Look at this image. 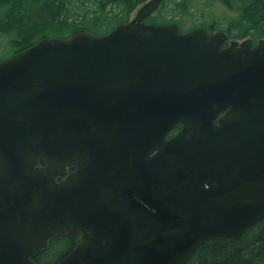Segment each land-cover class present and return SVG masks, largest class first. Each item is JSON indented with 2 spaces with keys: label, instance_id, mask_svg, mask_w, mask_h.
<instances>
[{
  "label": "water",
  "instance_id": "obj_1",
  "mask_svg": "<svg viewBox=\"0 0 264 264\" xmlns=\"http://www.w3.org/2000/svg\"><path fill=\"white\" fill-rule=\"evenodd\" d=\"M163 1L0 62V264L76 232L56 264H185L264 217V38L146 22Z\"/></svg>",
  "mask_w": 264,
  "mask_h": 264
},
{
  "label": "trees",
  "instance_id": "obj_2",
  "mask_svg": "<svg viewBox=\"0 0 264 264\" xmlns=\"http://www.w3.org/2000/svg\"><path fill=\"white\" fill-rule=\"evenodd\" d=\"M144 1L112 0L114 6L110 12L114 16L109 22L113 23L112 28L125 23L129 12ZM179 1L173 4L183 15H191L190 8H196L198 4L212 12L190 28L199 27L207 33L223 31L235 39L250 36L253 43L264 38V0ZM105 2L109 0H0V46L9 47L0 52V62L41 38L64 36L69 31L86 28L90 21L84 18L86 12L95 7L101 9ZM169 2L172 0L164 1L159 11L146 22L176 23L182 29L181 18L178 20L174 13H166ZM116 16H119L117 21ZM178 129L180 125L173 132ZM79 241L77 232L56 236L33 260L37 264H56ZM185 264H264V217L233 242L213 240L201 244Z\"/></svg>",
  "mask_w": 264,
  "mask_h": 264
},
{
  "label": "rangeland",
  "instance_id": "obj_3",
  "mask_svg": "<svg viewBox=\"0 0 264 264\" xmlns=\"http://www.w3.org/2000/svg\"><path fill=\"white\" fill-rule=\"evenodd\" d=\"M173 2L175 3V2H180V1L179 0H172V2H169L168 6H167L166 13H169V14L174 13L175 19L179 20L181 18L180 22H181V26H182L183 31L190 29V27H192V26H194V24L198 23L201 18H208L210 16V14H212V12L209 9H207L203 4H198V6L196 8L195 7L190 8L191 9L190 11L192 12L191 15L190 14L183 15L180 9L175 8V5L173 4ZM140 4H138L134 9H132L129 12L127 20L134 17L136 9L140 6ZM192 4H193V1H191V5ZM113 6H114V4H113L112 0H109V2H107L103 7H101V9H99L100 14H95V12H97V10L93 9V8L91 9L92 11L91 10L87 11L86 13H89V12L91 13L87 18H90V16H94V14L96 16H99L95 22L89 21L88 26H93L94 28L100 29V30L104 29L105 25L102 23L110 24L109 22L111 21V18L114 16L110 12V10ZM116 9H117V5H116ZM228 36L230 39H234L238 42H240L242 39H244V38L235 39L230 34H228ZM245 38H251V37L247 36ZM2 47L0 46V52L1 53H2V51L9 50V47H5V46L3 48ZM52 259L53 258H51L50 260H52Z\"/></svg>",
  "mask_w": 264,
  "mask_h": 264
},
{
  "label": "flooded vegetation",
  "instance_id": "obj_4",
  "mask_svg": "<svg viewBox=\"0 0 264 264\" xmlns=\"http://www.w3.org/2000/svg\"><path fill=\"white\" fill-rule=\"evenodd\" d=\"M107 2H105V3H103L102 5L104 6L105 4H106ZM94 9H96L97 10V12H95V14H100V11L95 7ZM92 11V10H91ZM159 11V10H158ZM157 11V12H158ZM156 12V13H157ZM117 13H119V12H117ZM116 13V14H117ZM120 13H122V12H120ZM91 13L89 12V13H86L84 16V18L85 19H89L90 21H92V22H95L97 19H98V17L99 16H96L95 14H94V16H90V18H87L89 15H90ZM120 16V15H119ZM119 16H116L115 18V20L117 21V18L119 17ZM127 20V19H126ZM127 22V21H126ZM125 22V23H126ZM123 23V22H122ZM122 23H118V24H122ZM102 24H104L105 25V27H104V29H102V30H100V29H96V28H94L93 26H89V28L88 27H86V28H78V29H75V30H73V31H69L68 32V34H66V35H64V36H56V37H45V38H66V37H68V36H70L73 32H75V31H77V30H82V29H84V30H88L89 32H91L92 34H94V35H98V36H101V35H105V34H107V33H109L112 29H114V27H116L118 24H116V25H114V27L112 28V26H113V23H111V24H107V23H102ZM180 31L181 32H184L182 29H180ZM41 39H43V38H41ZM40 40V39H39ZM35 43V42H34ZM27 48V47H26ZM25 49V48H24ZM11 57V56H10Z\"/></svg>",
  "mask_w": 264,
  "mask_h": 264
}]
</instances>
